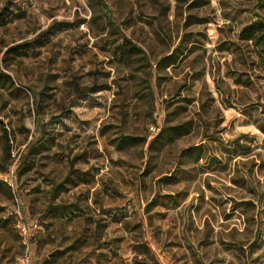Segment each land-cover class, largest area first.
Here are the masks:
<instances>
[{"label":"rangeland","instance_id":"374dc122","mask_svg":"<svg viewBox=\"0 0 264 264\" xmlns=\"http://www.w3.org/2000/svg\"><path fill=\"white\" fill-rule=\"evenodd\" d=\"M256 2L0 0V264H264Z\"/></svg>","mask_w":264,"mask_h":264},{"label":"trees","instance_id":"16d2710c","mask_svg":"<svg viewBox=\"0 0 264 264\" xmlns=\"http://www.w3.org/2000/svg\"><path fill=\"white\" fill-rule=\"evenodd\" d=\"M256 1L257 2L255 5V8H258L261 5L262 0H256ZM102 7L104 8V11L107 13V10H106L107 6L102 3ZM243 31H245L246 33L242 37V39L252 40L254 43H256L257 42V35H260V36H258V38H260V40H262V43H264V20H258V21H254L250 24H247L243 28ZM126 41L130 43L131 48H136V45L134 43H132L130 40L126 39ZM179 50H180L179 47H175L170 53L164 55L157 62L156 67L160 69V67L166 68L170 65H173L175 63L176 59L178 58ZM179 126L180 125H174L172 127V129L170 130V131H173V133L175 132L173 137L178 136L180 134H183L184 132L186 133L188 131V129H186V131H183V127H179Z\"/></svg>","mask_w":264,"mask_h":264},{"label":"built area","instance_id":"2783aa9c","mask_svg":"<svg viewBox=\"0 0 264 264\" xmlns=\"http://www.w3.org/2000/svg\"><path fill=\"white\" fill-rule=\"evenodd\" d=\"M15 213L17 214L15 228L20 235L21 243L24 245L23 253L19 258V264H32V255L31 250H29L28 242L29 239L38 232L41 226L37 220L31 221L24 219L18 208L15 209Z\"/></svg>","mask_w":264,"mask_h":264},{"label":"crops","instance_id":"0c3cea01","mask_svg":"<svg viewBox=\"0 0 264 264\" xmlns=\"http://www.w3.org/2000/svg\"><path fill=\"white\" fill-rule=\"evenodd\" d=\"M54 204V203H53ZM52 203H51V205H49V204H47V207H46V209L45 210H43L42 211V213L41 214H44V215H46L45 217H44V221L46 222L47 220H49L50 222H52V219H62L61 218V216L59 215V214H64V212H65V210H67V208L65 209L64 207H62V206H56V207H54V205H53ZM63 208H64V211H63ZM58 211L59 210V213H58V215H57V213L55 212V211ZM39 216V215H38ZM41 219H42V217H41ZM42 229H39L38 230V232H40ZM37 232V233H38ZM61 247V246H60Z\"/></svg>","mask_w":264,"mask_h":264}]
</instances>
